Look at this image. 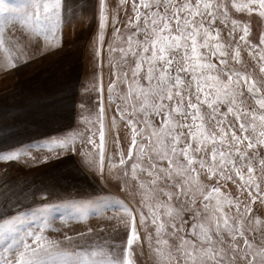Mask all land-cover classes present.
Segmentation results:
<instances>
[{
  "label": "snow or ice",
  "instance_id": "6c2138e0",
  "mask_svg": "<svg viewBox=\"0 0 264 264\" xmlns=\"http://www.w3.org/2000/svg\"><path fill=\"white\" fill-rule=\"evenodd\" d=\"M99 7L94 43L101 71L89 85L96 104L89 97L79 106L88 112L81 119L89 127L83 134L49 137L40 146L53 154L78 153L104 177L108 133L115 130L118 160L108 157V177L115 172L118 191L92 194L67 218L103 216L114 222L110 235L76 245L67 235H45L51 227L47 215L34 217L38 222L23 232L12 217L0 226V264H138L145 240L152 264H264V79L229 63L242 62L243 45L264 73V32L253 43L250 25L232 18L225 0H119L111 18L105 0ZM231 8L264 17V0H231ZM74 15L68 0H28L20 23L55 43ZM109 19L106 104L102 49ZM10 21L0 17L5 53ZM218 21L229 28L227 43ZM6 60L14 66L10 54ZM245 89L254 107L246 105ZM121 126L126 150L120 149ZM77 140L90 147L77 149ZM22 155L31 153L4 151L0 161ZM228 181L236 186L235 196L222 191Z\"/></svg>",
  "mask_w": 264,
  "mask_h": 264
},
{
  "label": "rangeland",
  "instance_id": "374dc122",
  "mask_svg": "<svg viewBox=\"0 0 264 264\" xmlns=\"http://www.w3.org/2000/svg\"><path fill=\"white\" fill-rule=\"evenodd\" d=\"M27 2L2 0L3 8L0 9V17L11 18L3 33L9 52L0 50V153L13 149L31 153L22 155L19 160L0 161V226H3L5 219L15 217L13 223L23 232L38 222L34 217L44 214L51 221V227L45 230V235L51 239L63 240L67 235L72 237L74 244L81 245L96 235L107 238L110 224L114 222L107 221L103 216L90 215L86 220L67 218L73 215L78 205L89 201L92 194L118 191L115 172L108 177V157L111 156L114 163L118 160V150L112 143V132L115 130L108 133L104 177L95 169L87 168L78 153L67 151L53 154L48 148L40 146L49 137L73 132L83 134L89 127L81 119V115L88 116V112L81 113L79 106L89 97L91 104H96V93L91 91L89 85L92 83V74L101 71L94 43L99 31L100 0H68L75 15L63 26L60 39L55 43L46 42L43 37L30 33L20 23ZM105 2L109 6L111 18V12L119 0ZM225 2L229 5L232 18L250 25V38L253 43H258L259 35L264 32V17L255 12L238 13L231 8V0ZM124 19L121 10L119 20ZM217 26L221 29L222 40L227 43L229 28L219 21ZM112 32L109 19L102 49L106 104L109 80L107 45ZM8 54L14 66L7 63ZM241 57L240 64H235L229 58L230 65L250 72L257 80L264 79V73L259 71V65L243 45ZM213 60L218 63L216 58ZM244 99L247 106H255L246 89ZM221 107L223 109L224 106ZM111 115L109 109L105 118L109 128ZM119 135L120 149L126 150L127 141L124 137L127 133L123 126ZM76 147L81 149L90 146L86 143L82 145L77 140ZM130 183L134 181L130 179ZM222 191H230L235 196L237 189L232 181H228L226 188L222 186ZM82 193L85 199L79 198L78 195ZM243 197L247 198V192ZM121 199H124L123 195ZM61 217L66 219L61 220ZM89 228L94 230L93 234L87 232ZM105 228L109 231H104ZM79 233H84L83 238L78 236ZM141 233L143 236V229ZM143 252V256H140L137 250L138 264H152L147 240L144 241Z\"/></svg>",
  "mask_w": 264,
  "mask_h": 264
},
{
  "label": "crops",
  "instance_id": "0c3cea01",
  "mask_svg": "<svg viewBox=\"0 0 264 264\" xmlns=\"http://www.w3.org/2000/svg\"><path fill=\"white\" fill-rule=\"evenodd\" d=\"M79 196V198H82V199H85L86 197L84 196V193H82V194H79L78 195ZM85 201H82V203H84Z\"/></svg>",
  "mask_w": 264,
  "mask_h": 264
}]
</instances>
